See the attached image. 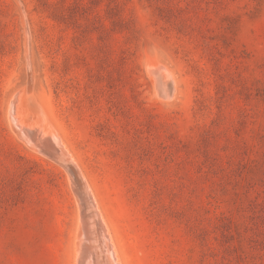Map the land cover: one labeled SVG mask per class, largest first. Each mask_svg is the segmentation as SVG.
Returning <instances> with one entry per match:
<instances>
[{
	"label": "rangeland",
	"instance_id": "obj_1",
	"mask_svg": "<svg viewBox=\"0 0 264 264\" xmlns=\"http://www.w3.org/2000/svg\"><path fill=\"white\" fill-rule=\"evenodd\" d=\"M113 240L123 264H264V0H0V264H119Z\"/></svg>",
	"mask_w": 264,
	"mask_h": 264
},
{
	"label": "bare ground",
	"instance_id": "obj_2",
	"mask_svg": "<svg viewBox=\"0 0 264 264\" xmlns=\"http://www.w3.org/2000/svg\"><path fill=\"white\" fill-rule=\"evenodd\" d=\"M28 38V37H27ZM156 63V62H155ZM148 68H149V70L151 71V70H158L159 69V67H157V65H155L153 62H148V66H147ZM164 67V66H163ZM152 72V71H151ZM157 72V71H156ZM155 73V72H154ZM153 75V74H152ZM172 76V75H171ZM171 76H170V74L167 72V70H161V69H159V71H158V73H157V78L158 79H161V81L164 83L163 85H164V89H165V91H164V93H163V97H167V98H169V97H171L172 95H173V93H174V91H171V86L173 85V84H171ZM172 81H174V80H172ZM175 84V83H174ZM31 85V84H30ZM173 88V87H172ZM25 89H29V88H25ZM24 90V89H23ZM25 91H27V90H25ZM23 92V91H22ZM28 92V91H27ZM26 92V93H27ZM173 92V93H172ZM20 93V92H19ZM24 95H25V92H24ZM28 95V94H27ZM30 97V96H29ZM32 98V97H31ZM30 98V99H31ZM30 99H28V98H25V96L24 97H19V98H17L16 100H14V102H12V107H11V109L9 108V110H11V116H12V119H13V122L15 123V125H17L18 126V128L20 129V131H21V133H22V135L28 140V141H30L31 143H36L37 141H39V140H41V138H40V131L41 130H43L44 131V133H46V130H45V127L43 126V119L41 118L42 116H41V114L39 113L40 111H38V109H37V106H36V102H34L33 101V99L32 100H30ZM36 103V104H35ZM24 107H29L31 110H34V113H35V115H36V121L35 120H33V121H35L33 124H35V125H33V124H31L30 122H28L27 124H25V123H23L22 122V119H21V115H22V109H24L25 110V108ZM24 110H23V112H24ZM33 113V114H34ZM38 114H40V116L38 115ZM43 115V114H42ZM24 116V115H23ZM45 117V116H44ZM28 118V117H27ZM24 119V118H23ZM30 119V118H29ZM33 119V118H32ZM31 120V119H30ZM48 122V121H47ZM47 124V123H46ZM48 128V127H47ZM54 128V127H53ZM17 130V129H16ZM53 131V130H52ZM43 133V134H44ZM45 135V134H44ZM41 136H42V133H41ZM56 138V137H55ZM57 139V138H56ZM43 141V140H42ZM49 142V141H48ZM52 143V142H51ZM54 144V143H53ZM41 145V144H40ZM48 145V144H47ZM65 146V145H64ZM45 147V146H44ZM66 147V146H65ZM67 149V148H66ZM68 153V152H67ZM69 155V154H68ZM68 157H70L71 158V156H68ZM70 158L67 160V161H70ZM66 159V158H65ZM67 163V162H66ZM68 163H70V162H68ZM73 166H75V165H73ZM69 168V167H68ZM72 170V172H73V174L72 175H74V170L73 169H70V171ZM78 172V171H77ZM81 173V172H80ZM75 178H76V176H75ZM77 180V179H76ZM82 184H84V183H82ZM86 186V185H85ZM86 188V187H85ZM88 189V188H87ZM73 190V189H72ZM76 192V191H75ZM75 192H73V193H75ZM88 196H89V194H87ZM90 195H91V193H90ZM87 196V197H88ZM90 198V197H89ZM76 199V198H75ZM79 200V199H78ZM89 201H91V200H89ZM89 204V203H88ZM92 204V203H91ZM90 204V205H91ZM92 206V205H91ZM90 206V207H91ZM95 209V208H94ZM97 210V209H96ZM93 212V211H92ZM96 213H97V211H96ZM97 215V214H96ZM101 215V214H100ZM98 216V215H97ZM100 218L102 219L101 220V222L103 223V225H102V233H103V239H107V237L109 236V234L106 232V231H108V230H106V228L104 227V224L106 225V223H105V220H104V218H103V216L101 215L100 216ZM84 219V218H83ZM93 219H94V217H93ZM99 220V219H98ZM79 221H81L80 219H79ZM83 223V222H82ZM88 223V222H87ZM87 223L85 224V228H86V225H87ZM101 223V224H102ZM91 224V223H90ZM96 225V224H95ZM98 225V224H97ZM81 226V225H80ZM98 226H100V225H98ZM82 227V226H81ZM80 227H78V230H80L79 229ZM83 228V227H82ZM81 228V229H82ZM99 228H101V227H99ZM84 229V228H83ZM90 229V228H89ZM88 229V230H89ZM97 230V229H96ZM80 231H82V230H80ZM84 231H85V229H84ZM89 231H91V229L89 230ZM97 232V231H96ZM81 233V232H80ZM99 233H100V231H99ZM107 233V234H106ZM79 234V233H78ZM80 237V236H79ZM78 237V238H79ZM90 237V236H89ZM80 239V238H79ZM79 241V240H78ZM96 241V240H95ZM80 242H81V239H80ZM102 243V242H101ZM78 244V243H77ZM81 244V243H80ZM82 244H84V241H82ZM102 244H104V243H102ZM105 246H106V249H107V251H108V254L110 253V251H111V248L112 247H114V251H113V253H112V251H111V258H112V260L113 261H116V262H118L119 264H123V262H122V260H121V258H120V255H119V253H118V250H117V248H116V244H115V242H114V240H113V244H111V246L106 242L105 243ZM77 247H79V249L81 248L82 249V252L81 253H78L77 254V252H76V257H75V259L77 258V260L79 259V263L80 264H84L87 260V258H86V254H87V252H86V250H87V247H80V245L78 244V246ZM113 250V249H112ZM81 251V250H80ZM103 251H104V249H103ZM115 252V253H114ZM94 257H95V259L97 258L98 259V262H100V264H109L107 261H106V256L105 255H107V253L106 252H102L98 247L95 249V253H94ZM97 256V257H96ZM108 256V255H107ZM87 257H88V255H87ZM110 258V257H109ZM92 260V259H91ZM91 260H88V261H90L91 262ZM87 261V262H88ZM76 262V261H75ZM89 263V262H88Z\"/></svg>",
	"mask_w": 264,
	"mask_h": 264
}]
</instances>
